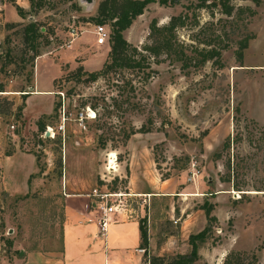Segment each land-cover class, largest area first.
Returning <instances> with one entry per match:
<instances>
[{
  "label": "rangeland",
  "instance_id": "1",
  "mask_svg": "<svg viewBox=\"0 0 264 264\" xmlns=\"http://www.w3.org/2000/svg\"><path fill=\"white\" fill-rule=\"evenodd\" d=\"M39 1L0 0V264H19L27 250H59L61 198L88 194L101 177L114 178L109 188L123 193L116 216L146 218V203L127 187L131 169L136 182L148 174L209 192L195 205L187 194L173 199L188 210L206 201L216 216L195 239L193 264L207 263L199 253L212 247L223 257L209 264H264V0H227L229 12L218 0H152L123 31L148 54L146 72L95 79L84 70L99 69L110 48L109 38L95 41L96 23L110 28L94 20L100 0ZM179 13L172 48L145 50L158 35L152 24ZM29 21L40 30L34 45L24 38ZM204 49L214 53L205 59ZM33 83L52 93H30Z\"/></svg>",
  "mask_w": 264,
  "mask_h": 264
},
{
  "label": "crops",
  "instance_id": "2",
  "mask_svg": "<svg viewBox=\"0 0 264 264\" xmlns=\"http://www.w3.org/2000/svg\"><path fill=\"white\" fill-rule=\"evenodd\" d=\"M28 88L31 89L30 93L52 91L35 89L34 83ZM0 177H2L1 171ZM138 180L140 181L136 182L131 169L127 187L131 194H137L146 200L148 207L146 213L142 205L140 212L141 217L146 215L145 252L140 246V218L119 217L115 213L113 215L115 221L110 222L105 232L100 234L98 225L100 214L90 205L91 198L88 194L65 193L61 198L63 221L60 249L24 251L19 264H143L147 256L165 257L189 253L191 250L189 235L202 229L205 213L200 205L197 208L192 206L193 209L188 210L182 203L177 208L173 204V199L177 194H187L192 201L196 200L192 203L195 205L199 202V197L208 196V191L200 190L198 183H194L192 189H186L183 185H179L177 179L175 183L173 179L166 181L149 177L148 174L138 176ZM194 216L197 217L196 220ZM171 220L174 224H179V231L171 230ZM166 227L171 228L166 231ZM218 251L217 248L212 247L208 249L207 254H199L205 262L212 263L223 257V253Z\"/></svg>",
  "mask_w": 264,
  "mask_h": 264
},
{
  "label": "trees",
  "instance_id": "3",
  "mask_svg": "<svg viewBox=\"0 0 264 264\" xmlns=\"http://www.w3.org/2000/svg\"><path fill=\"white\" fill-rule=\"evenodd\" d=\"M152 0H100L97 6V14L94 16L96 22H109L110 23V33L109 41L110 48L107 52L106 59L104 60L102 66L97 70L87 71L88 77L90 79H95L99 75L105 74L109 71L123 70V69H138L142 72L144 68L149 67L150 63L147 60L148 54L139 51L135 45H132L127 38L124 36L123 31L128 28L135 17L141 14L148 3ZM175 2L178 0H159L160 3L166 2ZM215 0H197V6H204L205 4L214 3ZM216 3V2H215ZM223 6V9L226 12L231 11V6L227 4V0H218ZM31 6L40 5L39 0H30ZM18 12L21 10L20 5H16ZM184 15L179 13L177 15H172L169 21L166 24L161 26L152 24L151 31H157L158 35L155 38V41L152 45H145L144 49L148 50L155 55L159 52L161 48H166L168 51L172 48V42L170 35L172 34L171 29L178 22H183ZM40 35L39 26L35 21H29L24 26V38L31 42L34 45V41ZM246 46V42L243 41L240 44V48ZM149 52V53H150ZM214 51L204 49L203 58L211 56ZM241 53H239V56ZM148 75V71H147ZM4 90L3 83L0 82V91ZM29 92L23 93L28 94ZM59 104H55L53 110L56 111ZM37 127L39 131H43L45 124L39 119L37 121ZM144 131V130H138ZM233 138L228 136L224 142L222 148H228L232 142ZM227 167L230 168V162H227ZM223 181L230 180V174H227L225 178H222ZM209 193V192H208ZM210 195H212L210 193ZM200 208L204 210L207 225L195 234L189 235V243L191 245V250L187 254H176L170 256L168 260H165L164 257H150V264H193L198 259V245L195 242V239L203 240L207 231L210 230L211 223L216 221V216L211 213L212 204L206 203V201L201 204ZM140 232H141V243L142 248H147V230H146V218L140 219ZM209 264V263H203Z\"/></svg>",
  "mask_w": 264,
  "mask_h": 264
},
{
  "label": "built area",
  "instance_id": "4",
  "mask_svg": "<svg viewBox=\"0 0 264 264\" xmlns=\"http://www.w3.org/2000/svg\"><path fill=\"white\" fill-rule=\"evenodd\" d=\"M93 31L95 34V41L98 44L104 43L108 39L110 33L109 28H107L103 23H96L94 25ZM69 33L72 36L77 35V27L71 26ZM11 127H13V125H11ZM46 127L48 129V132L51 131V127ZM101 179L103 180V182L100 185L93 187L88 193V196L91 198L90 205L95 208L100 214L98 221L99 232L100 234H103L106 230L107 225L110 222L115 221L113 215L115 213H120L121 211H123V209L119 207H122L124 203L121 199L117 198L121 196L119 195L120 192L112 191L108 186V181L111 182V180L114 178L108 179L106 177H101ZM144 203H147L146 200H144ZM141 250L144 252L146 251L145 248H142ZM144 264H150V257L145 260Z\"/></svg>",
  "mask_w": 264,
  "mask_h": 264
},
{
  "label": "bare ground",
  "instance_id": "5",
  "mask_svg": "<svg viewBox=\"0 0 264 264\" xmlns=\"http://www.w3.org/2000/svg\"><path fill=\"white\" fill-rule=\"evenodd\" d=\"M111 157H115V154L114 153H112V155H111ZM110 163H113L114 164V162H113V159L111 160L110 159ZM115 167V166H114ZM110 169L112 168V166H110L109 167ZM123 193H120L119 195H122Z\"/></svg>",
  "mask_w": 264,
  "mask_h": 264
},
{
  "label": "water",
  "instance_id": "6",
  "mask_svg": "<svg viewBox=\"0 0 264 264\" xmlns=\"http://www.w3.org/2000/svg\"><path fill=\"white\" fill-rule=\"evenodd\" d=\"M86 1H88V2H91L92 0H86ZM45 135H46V136H48V135H49V132H48V130H47V131H45Z\"/></svg>",
  "mask_w": 264,
  "mask_h": 264
}]
</instances>
